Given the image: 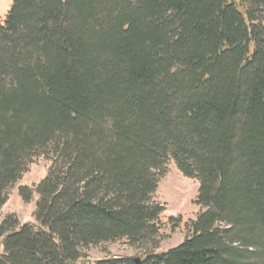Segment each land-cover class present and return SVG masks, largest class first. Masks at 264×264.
<instances>
[{
	"label": "trees",
	"instance_id": "16d2710c",
	"mask_svg": "<svg viewBox=\"0 0 264 264\" xmlns=\"http://www.w3.org/2000/svg\"><path fill=\"white\" fill-rule=\"evenodd\" d=\"M36 224L0 221V264H264V0H12L0 22V209L36 157ZM200 212L155 252L167 164ZM90 264V263H84Z\"/></svg>",
	"mask_w": 264,
	"mask_h": 264
},
{
	"label": "rangeland",
	"instance_id": "374dc122",
	"mask_svg": "<svg viewBox=\"0 0 264 264\" xmlns=\"http://www.w3.org/2000/svg\"><path fill=\"white\" fill-rule=\"evenodd\" d=\"M12 0H0V22L5 19ZM49 161L43 156L36 157L29 163L21 178L9 188L5 204L0 209V221L8 214H14L19 223L36 224L34 218V193L25 201L18 193L19 186L33 188L46 174ZM199 182L196 178L185 176L173 160L167 164L165 174L159 179L153 199L164 206L161 214V237L155 252H164L177 246L189 234L188 224L200 212L195 203ZM2 240L0 239V254ZM111 256L140 257L138 248L130 246L125 240L100 243L83 251L82 257L75 264H94L97 260Z\"/></svg>",
	"mask_w": 264,
	"mask_h": 264
},
{
	"label": "water",
	"instance_id": "95a60500",
	"mask_svg": "<svg viewBox=\"0 0 264 264\" xmlns=\"http://www.w3.org/2000/svg\"><path fill=\"white\" fill-rule=\"evenodd\" d=\"M133 260L135 261V263H139L140 258L139 257H135Z\"/></svg>",
	"mask_w": 264,
	"mask_h": 264
}]
</instances>
